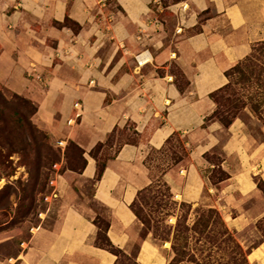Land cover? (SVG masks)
<instances>
[{"label": "crops", "instance_id": "obj_1", "mask_svg": "<svg viewBox=\"0 0 264 264\" xmlns=\"http://www.w3.org/2000/svg\"><path fill=\"white\" fill-rule=\"evenodd\" d=\"M153 2L0 0V85L30 100L37 108L32 122L62 150L76 145L85 160L81 170H67L71 182L59 174L60 207L51 225L33 228L20 251L0 264H114L116 256L95 245V220L104 219L111 244L130 255L141 228L131 204L157 179L179 202L197 204L205 191L215 194L214 207L234 230L264 218V194L257 204L248 201L259 192L253 177L264 183V142L254 141L239 118L228 128L205 121L215 109L209 95L227 83L225 73L264 41V0L180 1L165 10L176 18L170 34ZM145 50L151 62L138 66L135 57ZM115 128L135 143L115 155V145H104L92 156ZM221 132L227 133L222 144ZM173 133L188 157L156 179L145 160ZM217 147L229 175L220 189L203 175L215 166L205 155ZM99 159L106 166L94 183ZM231 160L239 162L235 168ZM249 258L264 264L263 238ZM136 261L166 264L167 257L147 235Z\"/></svg>", "mask_w": 264, "mask_h": 264}, {"label": "rangeland", "instance_id": "obj_2", "mask_svg": "<svg viewBox=\"0 0 264 264\" xmlns=\"http://www.w3.org/2000/svg\"><path fill=\"white\" fill-rule=\"evenodd\" d=\"M111 7H113V5L109 6V8ZM151 9L155 16H158L160 19L165 21V29L170 34L171 30H173L176 25L175 16L164 10L159 12V10H161L160 3L157 5L153 2ZM166 42L168 43V41ZM173 72H176V70H173ZM257 91L264 93V87L258 89ZM247 103L252 102L247 101ZM237 118L243 121L247 134L254 141L264 142V104L259 107L257 112H253L249 107L239 110ZM124 134L125 133L123 131H119V137L123 139L131 138L128 136L123 137ZM117 137L118 135H115L112 140L107 141L105 143L106 146L117 145L118 143L116 144L115 141ZM226 138V132H221L219 134L221 144L225 142ZM181 141L182 137L176 138V140H174L168 148V150L171 148V152L175 153L177 157H180L182 153ZM45 144H48L49 147L52 148L57 157L59 156L57 150L59 145L53 142L50 137L49 141H45ZM45 144L40 147L41 152L42 154L45 152H48L49 154V150L47 151L48 146L46 147ZM65 148V162L63 164L64 171H60V173L64 176V178H67L71 182V175L68 173L67 169L80 168L82 160L79 157V151L73 145H67ZM52 150L50 151L51 154ZM5 152L6 149L3 150V155H5ZM8 155L9 154L5 157V160L7 159L5 165L9 166V169L13 168L14 173L9 178H0V258L14 254L19 245L28 240L29 235L33 232V228H37L38 226H50L57 215V210L60 207V203L57 198H54L49 203L44 201V197L52 191V188L48 186V180L54 174L53 164L49 165L47 163V165L40 168V165H42L46 159H43L38 165L36 162L37 153L35 150L24 154L15 153L9 158ZM105 155H108V153ZM222 155L223 152L220 147H217L211 155H205V159L215 166L211 172L203 173L204 178L207 183L210 182L217 189H220L222 186V182H219L221 178L220 170H223ZM164 158L165 157H163L161 153L151 151L145 160L156 179L160 177L162 169L165 167ZM231 162L234 168L239 163L237 160H231ZM3 170V166L0 167V175ZM253 179L259 192L254 195H249L248 201L251 204H257L261 200L262 194H264V183L258 176L253 177ZM90 188V183H87V191L90 190ZM155 189L158 191L157 188ZM149 197H153V195H147L146 198L148 199ZM235 197H238L237 193H235ZM165 200L166 199H163V202ZM173 200L175 201L177 199L173 198ZM176 202V205L171 206L166 203L157 211L156 214L152 213L151 216H148V218L156 222L154 225L157 227L158 233H164L163 239L158 237L154 238L153 234L151 232L147 233L145 227L139 222L141 224V228L133 242L130 255L135 253L137 243L142 238L149 235L162 254L166 255V264H234L233 259L235 261L240 260V257L237 254L238 250L234 249L235 255H231L230 257L228 256L229 252H232V247H226L228 250L223 252L222 249L224 248H220L221 244H219L217 249H213L210 248V243L203 241L197 242L194 238L191 239L185 256H180L179 254L175 255L172 251L173 227L175 226L177 217L180 214L179 205L181 203H185L179 202L178 200ZM142 203V200H140L137 203V207L145 213L147 210L143 207ZM88 204L94 210L100 212V207L98 205L93 202H88ZM190 205L191 209L187 216L188 225H192L194 220L198 217V214H196L197 210H206L208 208L215 209L219 213L224 227L232 234L234 242L241 249L244 258L246 259L245 263L252 264L251 258H249V253L251 249L256 248L262 240V235L264 234V218L254 224L244 227L241 230H234L224 221L219 209L214 207L217 205V198L215 194L205 191L199 203ZM217 229L220 228L217 227ZM191 257H193V259ZM122 264L133 263L123 261Z\"/></svg>", "mask_w": 264, "mask_h": 264}, {"label": "trees", "instance_id": "obj_3", "mask_svg": "<svg viewBox=\"0 0 264 264\" xmlns=\"http://www.w3.org/2000/svg\"><path fill=\"white\" fill-rule=\"evenodd\" d=\"M158 1L165 11L170 5L185 0ZM225 76L227 78V83L209 95L215 105V109L205 121L215 120L220 122L224 127L228 128L233 120L239 115V110L249 107L253 112H257L259 107L264 104V93L257 91L258 89L264 87V41L253 46L250 54L230 68L225 73ZM247 101L252 103H247ZM36 111V106L30 100L12 93L0 85V167L3 166L4 168L0 178H9L14 173L13 168L9 169V166L5 165V162L7 161V159L5 160V157H7V154H9V158L15 153L24 154L33 150L37 153L36 162L38 165L43 159H46L45 162L40 165V168L47 165V163L49 165L60 164L59 173L60 171H64V150L66 148L62 150L58 147L57 150L59 156L57 157L52 148L49 147L48 144H45V141H49V135L32 122V117ZM117 132L118 128H115L113 132L107 136L104 144H98L91 152V155L96 156L97 152L104 145H106L105 143L107 141L112 140ZM178 137L179 133H173L167 139L162 150L159 151L162 154L165 153V167L162 169L161 174L169 168L177 165L184 158L188 157L189 152L185 149L184 142H181L182 153L180 157H177L175 153L171 152V148L168 150L172 142ZM125 143L134 144L135 140L133 138L123 139L118 137L116 139L117 145H115L114 155L118 153L119 149ZM44 144L46 147L48 146L47 151L49 150V154L48 152L42 154L40 147ZM68 145H73L79 151V157L82 160V163L80 168H68L67 170H81L85 164L83 151L73 143H69ZM4 149H6L5 155L2 153ZM51 150L52 154L50 153ZM114 155H112L110 159L113 158ZM105 166L106 159L97 160L94 183L101 178ZM220 174L221 178L219 182L228 180L229 175L225 171L220 170ZM155 188H157L158 191ZM147 195H153V197H149L147 199ZM172 197L173 195L170 193L169 187L161 179H157L147 188L138 192L136 199L131 204V210L138 221L142 223L147 233L151 232L153 234L154 238L158 237L163 239L164 233H158V229L154 225L156 222L148 218V216H151L152 213L156 214L157 211L166 203L170 204L169 206L176 205L177 202L174 201ZM163 199L166 200L163 202ZM140 200H142L143 207L147 210L145 213L137 207V203ZM190 209V204L181 203L179 205L180 214L178 215L175 226L173 227L174 231L172 237V251L175 255L179 254L180 256H185L190 241L194 238L197 242L203 241L210 243V248L213 249H217L219 244H221L220 248H224L222 249L223 252L228 250L226 247H232V252H229L228 256L230 257L231 255H235V250H238L237 254L240 257L239 261H235L233 259L234 264H247L245 263L246 259L244 258L241 249L234 242L232 234L224 227L220 215L215 209L208 208L206 210H197L196 214H198V217L194 220L192 225H188L187 216ZM95 224L97 226L95 245L104 248L115 255L116 261L114 264H122L123 261L139 264L136 261V254L139 249L140 242L144 238L137 243L135 253L128 255L122 249L112 245L109 241L107 237L109 224L105 220L97 218L95 220ZM217 227L220 229H217ZM30 236L31 234L29 235L28 240ZM262 238L264 239V234L262 235ZM18 251H20V249H18ZM12 255H8L6 257ZM191 258L193 259V257Z\"/></svg>", "mask_w": 264, "mask_h": 264}, {"label": "built area", "instance_id": "obj_4", "mask_svg": "<svg viewBox=\"0 0 264 264\" xmlns=\"http://www.w3.org/2000/svg\"><path fill=\"white\" fill-rule=\"evenodd\" d=\"M155 2L157 3L158 1L155 0ZM184 8V6L182 7ZM149 24L151 26H153L155 29L161 28V23L157 20V19H151ZM145 34V31H142L139 35V39L142 38V35ZM136 61L138 63V66H143L149 62H151V55L149 53L148 50H145L143 52H141L140 54L136 55ZM39 79V77L37 78ZM75 108H78V104H75ZM59 147L61 149H63V145L62 143L58 144ZM54 168V174L53 176L49 179L48 181V186H50L52 188V191L50 192V194H48L47 196L44 197V201L49 203L51 202L54 198H57L58 196V191H57V179L60 178V173H59V169H60V164H54L53 165Z\"/></svg>", "mask_w": 264, "mask_h": 264}]
</instances>
